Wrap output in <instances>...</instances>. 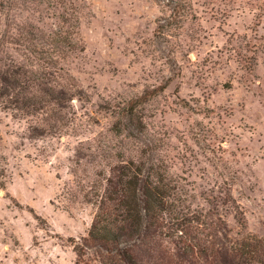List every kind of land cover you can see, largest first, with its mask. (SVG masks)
<instances>
[{
	"label": "rangeland",
	"instance_id": "374dc122",
	"mask_svg": "<svg viewBox=\"0 0 264 264\" xmlns=\"http://www.w3.org/2000/svg\"><path fill=\"white\" fill-rule=\"evenodd\" d=\"M32 26L70 46L29 52L15 29ZM0 44L4 68L39 72L57 97L0 103V264H76L90 184L118 152L142 178L163 172L204 234L185 255L175 233L153 235L154 252L264 264V0H0ZM83 252L78 264L107 255Z\"/></svg>",
	"mask_w": 264,
	"mask_h": 264
},
{
	"label": "trees",
	"instance_id": "16d2710c",
	"mask_svg": "<svg viewBox=\"0 0 264 264\" xmlns=\"http://www.w3.org/2000/svg\"><path fill=\"white\" fill-rule=\"evenodd\" d=\"M24 29L15 30L21 40L30 45V47L26 45L25 48L31 53L56 54L67 45L70 46V40L66 35L68 31H61L60 27L59 30H50L46 34L33 26ZM7 32L8 30L3 31L5 34ZM62 32L66 34L63 35ZM4 66L0 62V103L15 95L16 108L28 111L50 99L57 100L54 90L41 82L39 72L19 66L16 69ZM131 107L129 106L128 111L132 110ZM95 142L102 144L101 139H96ZM109 157L112 156L103 155L104 160ZM114 160L108 169L109 174L101 177L99 173L90 184L94 196L92 203L96 205L97 210L87 236L83 237L81 245L73 247L77 255L76 264L84 254V248H90L93 243L103 248L107 254L106 257L99 254V261L102 264H172L169 260L166 261L167 256L163 254V250L154 252L151 249L153 235L158 238L172 237L176 234L175 242L179 254L185 255L186 251L194 252L195 249H199L198 237L202 238L204 234L198 226L191 227L187 207L176 211L172 209L174 201L170 202L169 198L176 188L171 184V180L167 179L163 172H156V168L151 164L152 172L142 178L140 164L132 159H124L122 152H118ZM189 230L195 231L189 234ZM136 240L140 242L136 243ZM155 242L157 244L159 239ZM134 246L136 250L145 252L147 259L143 260ZM237 253L234 252L228 261L226 256L220 255L219 263L245 264V260L240 259L242 253L238 251ZM211 257L207 260L210 264H216Z\"/></svg>",
	"mask_w": 264,
	"mask_h": 264
}]
</instances>
